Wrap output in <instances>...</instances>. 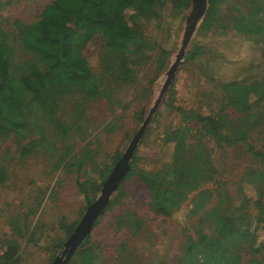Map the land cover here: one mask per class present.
<instances>
[{"label":"rangeland","instance_id":"1","mask_svg":"<svg viewBox=\"0 0 264 264\" xmlns=\"http://www.w3.org/2000/svg\"><path fill=\"white\" fill-rule=\"evenodd\" d=\"M52 1L3 0L0 22L12 32L14 20L32 23ZM169 1L157 0L159 17L143 25L149 49L144 52L134 79L116 83L106 69L104 37L110 24L120 19L118 8L128 3L120 0L113 6V0H100L104 15V23L98 26L100 33L93 29L91 39L79 50L101 79V95L87 99L77 92L65 94L54 111L60 128L32 111L28 115L32 125L28 134L23 138L13 134L0 138V171L4 172L0 183V255L6 249L5 242L14 240L18 245V264H51L85 212L86 198L92 203L97 197L102 185L95 189L99 169L116 155L122 156L153 105L177 53L186 11L178 14ZM240 6L241 0H225L210 31L202 34V22L198 26L133 152L130 165L134 169L153 173L170 161L172 146L165 144L163 138L169 129L183 125L179 110L215 113L224 101L221 84L231 79L264 81V45L257 46L249 38L228 30L230 16ZM13 47L15 63L32 58L16 43ZM190 53L192 58L187 60ZM225 112L229 118L237 119L232 109ZM204 142L210 150L209 177L176 213L169 217L155 215L149 208L145 185L135 176L127 177L120 185L125 197L96 218L68 264H75L79 248L83 247L95 249V264H180L185 243L195 241L199 229L207 233L212 228V221L204 218L206 211L223 203L224 211L232 213L243 202L248 219H252L259 211L256 201L264 207V181L252 180L250 184L243 180L250 172L262 171L264 161L253 157L244 142L234 146L216 145L208 139ZM251 144L256 149L261 147L255 133ZM77 180L85 183L84 194ZM202 192L206 200L200 210H195ZM126 213H134L141 221L138 232L117 224V219ZM253 227L259 250L254 256L242 251V263L257 259L264 264L261 225Z\"/></svg>","mask_w":264,"mask_h":264},{"label":"trees","instance_id":"2","mask_svg":"<svg viewBox=\"0 0 264 264\" xmlns=\"http://www.w3.org/2000/svg\"><path fill=\"white\" fill-rule=\"evenodd\" d=\"M119 1L113 0L112 5ZM224 1L208 0L200 26L202 34L210 31ZM189 2L169 1L180 15L186 11ZM127 3L118 8L120 19L111 23L108 34L103 35L106 69L116 83H128L134 79L144 52L149 49L143 25L159 17L157 0H149L148 4L141 0H127ZM3 6V0H0V13ZM103 21L100 0H53L34 22L24 24L14 20L12 32L6 31L0 22V138L12 134L23 138L28 134L32 129L28 115L32 111L60 128L54 111L65 94L77 92L87 99L101 95V79L89 67L79 49L86 45L91 39V31L98 29ZM228 30L249 38L257 46L264 45V0H241L239 9L230 16ZM96 32L100 33L99 29ZM14 43L32 58L15 63ZM192 55L188 54L187 60H191ZM220 88L224 101L219 110L208 115L196 110H179L183 125L169 129L163 138L165 144L172 146L170 161L153 173L130 165L116 195L106 207L120 203L126 195L120 185L127 177L135 176L149 193L151 211L155 215L172 216L209 177L210 150L204 142L207 139L226 146L244 142L253 157L264 161V81L231 79ZM226 109L237 113V119L229 118ZM253 133L259 136L260 149L251 144ZM119 157L116 155L111 163L99 169V183L95 189L104 182ZM3 180L4 172L0 171V183ZM252 180L262 183L264 168L258 173H248L243 182L251 184ZM77 185L84 194L85 183L77 180ZM200 197L202 200L195 203V210L203 207L206 194L202 192ZM91 201L86 198V205ZM222 204L206 211L204 218L212 221V228L207 233L199 229L198 238L185 243L180 264H260L257 259L242 263L241 252L246 251L252 256L258 252L253 225H261L264 238V207L257 200L259 211L248 219L245 203L242 202L232 213H226ZM117 224L136 233L141 221L134 213H126L117 219ZM5 246L0 264H18L17 243L7 240ZM95 260V249L83 247L79 248L75 264H95Z\"/></svg>","mask_w":264,"mask_h":264},{"label":"water","instance_id":"3","mask_svg":"<svg viewBox=\"0 0 264 264\" xmlns=\"http://www.w3.org/2000/svg\"><path fill=\"white\" fill-rule=\"evenodd\" d=\"M207 7L208 0H190L188 8L185 12L184 28L180 35L177 53L174 56L173 62L164 74L162 85L159 88L157 97L154 100L153 105L149 109L138 131L131 138L124 153L122 154L120 159L115 162L112 170L102 183L97 197L92 203L87 206L73 232L65 240L61 251L53 259L51 264H68V261L75 250L80 246L81 242L90 232L96 218L105 210L107 204L111 199V196L117 191L119 183L129 170L133 152L139 141L141 140L152 115L155 113L164 94L166 93L177 68L181 64L186 47L188 46L191 38L196 32L198 26L203 21Z\"/></svg>","mask_w":264,"mask_h":264}]
</instances>
